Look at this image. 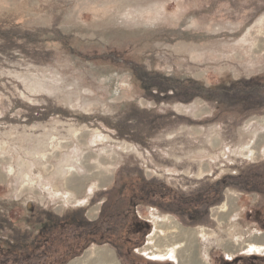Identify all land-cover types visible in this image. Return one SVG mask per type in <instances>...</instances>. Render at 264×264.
Segmentation results:
<instances>
[{
	"label": "rangeland",
	"instance_id": "1",
	"mask_svg": "<svg viewBox=\"0 0 264 264\" xmlns=\"http://www.w3.org/2000/svg\"><path fill=\"white\" fill-rule=\"evenodd\" d=\"M251 179L264 187V0H0V246L34 230L37 252L51 247L0 264H86L99 248L177 264L147 250L166 217L206 229L191 264L251 261L264 255ZM44 213L84 217L81 242L75 224L47 240Z\"/></svg>",
	"mask_w": 264,
	"mask_h": 264
},
{
	"label": "trees",
	"instance_id": "2",
	"mask_svg": "<svg viewBox=\"0 0 264 264\" xmlns=\"http://www.w3.org/2000/svg\"><path fill=\"white\" fill-rule=\"evenodd\" d=\"M263 78V77H262ZM260 79H252L253 83L257 82ZM250 81V82H252ZM248 82V83H250ZM221 88L225 89V86H221ZM220 89H218V91H213L215 92V97H217L218 100H220L221 98H219V93H220ZM226 93V91H225ZM220 104H222V102L220 101ZM219 105V103H218ZM242 110V109H241ZM245 112V109H244ZM244 172L239 173L238 175L231 177V176H227L232 179V183L231 185L234 188H242L244 186H242L243 182H246V180L248 178L243 177ZM227 177H223L222 180L217 181L216 182V186L219 187L220 189H218L217 191L219 192V195L222 192V189L224 187H226V178ZM254 180V181H253ZM250 182H253L252 185V189H257L261 192H263V184L259 183V180L257 179H251ZM255 182V183H254ZM230 185V184H227ZM222 187V189H221ZM221 200V199H220ZM31 208V207H30ZM33 210V209H30ZM43 215V216H42ZM40 217H37L35 220L38 221V223L41 224V232L44 233L47 237V240H51V239H55L57 240H61L62 239V233L64 231H66V229H68L69 226H73L74 224L77 225V239L79 242H81V238L84 237L85 232L82 230L84 228H86L88 221L82 217L80 218V220L76 221L71 218V213L66 214L65 216H58L55 214H48V213H44L42 214ZM33 217L31 216V219ZM198 217L192 216L189 219V222L192 225H199L201 224L203 221H198ZM1 221L3 228H10V226L12 225L11 223V219H8L7 216H3L0 215V225H1ZM33 221V220H32ZM8 226V227H7ZM132 229L133 230H139L142 232V234L146 235L149 231H150V224L146 221H142L140 219H138V217L134 218L133 222H132ZM82 230V231H81ZM86 230V229H85ZM34 232V233H33ZM25 236V233H21V238L19 239L20 236H16L14 237V239L12 241H10V239H7L5 241V245L4 246H0V261H26V259H28V256H30L31 252L34 253V259L31 261H38L41 260V257H43L45 255V252L48 253V249L51 247L48 246H44L43 249H41V251L39 250L37 252V250L40 247V244L38 243V239H39V233L35 234V231H31L30 234L28 235V241L27 239H22ZM30 249V251H29ZM28 252V253H27ZM28 261V260H27ZM14 264V263H12Z\"/></svg>",
	"mask_w": 264,
	"mask_h": 264
},
{
	"label": "bare ground",
	"instance_id": "3",
	"mask_svg": "<svg viewBox=\"0 0 264 264\" xmlns=\"http://www.w3.org/2000/svg\"><path fill=\"white\" fill-rule=\"evenodd\" d=\"M101 180L106 179L108 177L107 170L104 169L101 171L100 174ZM224 210V209H223ZM166 220L169 221V224L167 225V234L162 236V230H159V233L161 235H155L151 237V241L155 239V245L153 247H147V250L150 248L151 251L148 252L149 255L153 258H161V259H172L177 262V264H191V261L189 260L191 253L193 251V241L196 238V236H199L205 232L206 229H201L198 235L197 229L192 228H184L182 227L173 217H166ZM164 220L163 223H161L159 229L161 227H164ZM261 236V235H260ZM256 237V236H255ZM179 239L186 240V243L179 242ZM259 239V238H258ZM171 242V246L170 245ZM262 240L257 241V243H250L249 247L251 246V250L255 251L257 249H260V244ZM186 245V246H185ZM185 250V255H180V250L183 248ZM155 247V249H154ZM227 247V245H226ZM263 250V249H262ZM98 257L96 259H91L93 257H90V252H88L87 255V261L86 264H119L117 259L115 258V255L112 250L105 249V248H99L97 249ZM190 255V256H189ZM192 258V257H191ZM82 261H74L71 264H81Z\"/></svg>",
	"mask_w": 264,
	"mask_h": 264
},
{
	"label": "flooded vegetation",
	"instance_id": "4",
	"mask_svg": "<svg viewBox=\"0 0 264 264\" xmlns=\"http://www.w3.org/2000/svg\"><path fill=\"white\" fill-rule=\"evenodd\" d=\"M236 256L237 255H232V256H228V255L225 256L224 255L220 264H264V261H256V258H261V260H264V255L250 254V255H248V257H252L254 259L251 261H248V262L241 261L238 259L239 256H237V257Z\"/></svg>",
	"mask_w": 264,
	"mask_h": 264
}]
</instances>
